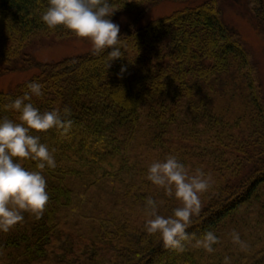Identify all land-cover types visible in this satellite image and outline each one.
Segmentation results:
<instances>
[{
	"label": "trees",
	"instance_id": "1",
	"mask_svg": "<svg viewBox=\"0 0 264 264\" xmlns=\"http://www.w3.org/2000/svg\"><path fill=\"white\" fill-rule=\"evenodd\" d=\"M159 1L111 0L112 17ZM171 1L179 6L170 13L120 29L122 57L107 68L93 48L38 60L41 41L84 37L40 20L48 0H0V77L36 68L0 89V119L20 123L4 105L37 81L34 107L72 122L30 130L56 160L42 171L49 199L42 213L24 212L0 231V264H264V82L252 47L223 16L225 3L237 5L264 40V0ZM168 155L190 174L211 175L182 251L145 228L146 198L166 217L180 206L147 179L148 166ZM21 163L37 170L36 161ZM206 231L219 238L211 253L195 243Z\"/></svg>",
	"mask_w": 264,
	"mask_h": 264
},
{
	"label": "clouds",
	"instance_id": "2",
	"mask_svg": "<svg viewBox=\"0 0 264 264\" xmlns=\"http://www.w3.org/2000/svg\"><path fill=\"white\" fill-rule=\"evenodd\" d=\"M115 10L111 0H48L40 20L49 28L63 26L78 37L87 38L93 50L106 54L107 68L122 57L125 42L120 39V26L111 19ZM126 71L121 67L120 73ZM27 91L18 96L5 108L19 113L20 123L10 119H0V231L8 232L24 219L23 213H42L49 199L46 180L42 171L55 168L56 160L49 147L40 142V137L30 134V130L45 131L50 128L64 129L71 126V120L61 118L59 110L41 112L31 103L32 96L42 95V85L37 81L26 84ZM65 113L70 109L65 108ZM23 159L36 161L37 170L22 166ZM147 179L162 188L164 192L180 202L172 215L158 214L157 201L146 198L148 219L145 228L149 233H157L167 248L183 250L188 239L191 217L198 213L200 194L210 187L211 175L197 168L192 174L175 155L156 160L148 166ZM232 241L244 247L240 234L231 233ZM218 237L206 231L195 243L208 253L214 251L213 245ZM229 264V258H224Z\"/></svg>",
	"mask_w": 264,
	"mask_h": 264
},
{
	"label": "rangeland",
	"instance_id": "3",
	"mask_svg": "<svg viewBox=\"0 0 264 264\" xmlns=\"http://www.w3.org/2000/svg\"><path fill=\"white\" fill-rule=\"evenodd\" d=\"M225 9L223 16L226 21L234 24L241 32L243 38L252 47L255 58L258 61L260 73L264 82V40L260 39L250 22L241 15V9L231 2L224 4ZM179 6L171 0H162L154 4L148 5V8L141 14H137V10L121 11L115 14L111 19L113 22L120 26V29L130 21L135 19L138 23L145 24L148 21L166 15ZM137 14V15H136ZM93 46L87 38L73 39L68 38L64 40H44L36 44L32 53L38 59L42 61H55L63 57L79 54L87 50L92 49ZM36 72V68H32L26 71L12 72L0 77V89H8L15 84L27 79L33 73Z\"/></svg>",
	"mask_w": 264,
	"mask_h": 264
}]
</instances>
